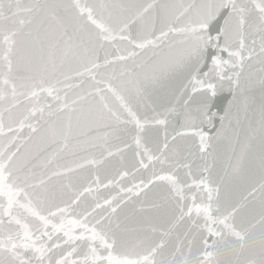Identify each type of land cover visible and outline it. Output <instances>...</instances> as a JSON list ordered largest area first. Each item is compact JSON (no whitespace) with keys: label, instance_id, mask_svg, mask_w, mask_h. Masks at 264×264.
Returning a JSON list of instances; mask_svg holds the SVG:
<instances>
[{"label":"snow or ice","instance_id":"obj_1","mask_svg":"<svg viewBox=\"0 0 264 264\" xmlns=\"http://www.w3.org/2000/svg\"><path fill=\"white\" fill-rule=\"evenodd\" d=\"M0 264H264V0H0Z\"/></svg>","mask_w":264,"mask_h":264}]
</instances>
